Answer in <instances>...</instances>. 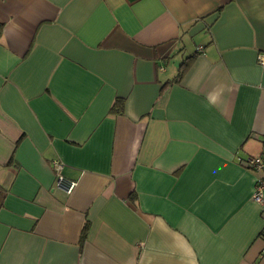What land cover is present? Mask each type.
<instances>
[{
  "label": "crops",
  "instance_id": "obj_1",
  "mask_svg": "<svg viewBox=\"0 0 264 264\" xmlns=\"http://www.w3.org/2000/svg\"><path fill=\"white\" fill-rule=\"evenodd\" d=\"M263 146L264 0H0V264H264Z\"/></svg>",
  "mask_w": 264,
  "mask_h": 264
},
{
  "label": "built area",
  "instance_id": "obj_2",
  "mask_svg": "<svg viewBox=\"0 0 264 264\" xmlns=\"http://www.w3.org/2000/svg\"><path fill=\"white\" fill-rule=\"evenodd\" d=\"M51 164L55 173V187L64 190V192L68 194L74 187L75 181L67 180L61 174V163L58 160H53ZM244 164L256 173L251 199L264 210V146L260 154L249 156L244 159ZM261 235L264 240V227ZM260 258L264 261V246L260 251Z\"/></svg>",
  "mask_w": 264,
  "mask_h": 264
},
{
  "label": "trees",
  "instance_id": "obj_3",
  "mask_svg": "<svg viewBox=\"0 0 264 264\" xmlns=\"http://www.w3.org/2000/svg\"><path fill=\"white\" fill-rule=\"evenodd\" d=\"M183 64L184 63H182L181 66H180V70H179V72H178V74L176 76V79H178L182 75V73H183ZM120 101H122V100H117V102L115 103V105H114L116 107L115 110H118V111L121 110V106H120L121 103H120ZM4 196H5L4 188L2 186H0V206H1L2 202H3Z\"/></svg>",
  "mask_w": 264,
  "mask_h": 264
}]
</instances>
